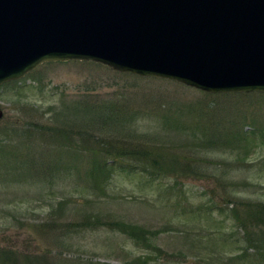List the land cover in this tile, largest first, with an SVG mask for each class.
Returning a JSON list of instances; mask_svg holds the SVG:
<instances>
[{
    "label": "rangeland",
    "instance_id": "obj_1",
    "mask_svg": "<svg viewBox=\"0 0 264 264\" xmlns=\"http://www.w3.org/2000/svg\"><path fill=\"white\" fill-rule=\"evenodd\" d=\"M0 110V250L47 264H136L141 247L100 224L120 221L148 231L161 250L148 264H264L257 254L238 258L243 229L229 218L221 225L212 209L264 204V94L209 95L71 61L1 85ZM102 140L138 161L110 169L96 150ZM95 159L107 171H95L99 191ZM60 162L78 175L63 176Z\"/></svg>",
    "mask_w": 264,
    "mask_h": 264
},
{
    "label": "water",
    "instance_id": "obj_2",
    "mask_svg": "<svg viewBox=\"0 0 264 264\" xmlns=\"http://www.w3.org/2000/svg\"><path fill=\"white\" fill-rule=\"evenodd\" d=\"M71 61L264 94V0H0V86Z\"/></svg>",
    "mask_w": 264,
    "mask_h": 264
},
{
    "label": "trees",
    "instance_id": "obj_3",
    "mask_svg": "<svg viewBox=\"0 0 264 264\" xmlns=\"http://www.w3.org/2000/svg\"><path fill=\"white\" fill-rule=\"evenodd\" d=\"M101 118V117H100ZM99 120V118H97V121ZM96 121V122H97ZM95 122V123H96ZM75 125V124H74ZM59 133L56 131V134H54L55 137V141H59ZM61 135L63 133H60ZM64 136V135H62ZM112 140V138H111ZM114 141V140H113ZM102 142V145H96V150L98 152V155H105L108 159L107 162H111V168H113V164L115 163L114 160L117 159H130V160H134V161H138L135 160L136 158H134L135 156V152L131 153V154H125L122 156H128L129 158H122V156L118 155L119 151V144L116 143L115 147L112 149L115 153L111 152V148L113 146H110L111 142L110 140L108 141H100ZM85 145H81V149L82 151H86L89 147L88 145V141L84 142ZM91 151L93 150V148H89ZM140 158L144 159V167L148 168L149 164L148 161L146 160L147 158V154L148 151H144V150H140ZM112 154H116L118 155L117 157H112ZM77 160V157H74ZM98 159V158H97ZM95 159L91 165H92V172L94 174H96V176L92 175L91 176V181H95L94 183H96V189L97 191H99L101 189V184H100V174L103 173L105 174L107 171L105 169H103L104 167H101L99 165V160ZM97 160V161H96ZM102 160V159H100ZM59 164V163H58ZM105 167L107 166L106 164H104ZM60 172L62 173L63 176H65L66 174L70 172H75L76 175H78V166L74 168H72V166H70L69 164L66 163H62L60 162ZM101 170V171H100ZM95 171H100L101 173H97ZM184 172V170H183ZM65 174V175H64ZM63 201L58 203V206L62 207L63 205ZM224 205H227L229 207V205H232L231 208H226L229 211V214L224 210H222L220 207L221 206H212V209L217 210V214L220 216H222L221 220H219L221 222V225L223 223L224 219H230V220H234V223L238 226H240V228L243 229L244 231V237L245 240L247 241L246 243V247L243 249H239L241 250V253L238 255V258L241 259H247L250 256H252L253 254H257V258L260 256L261 258L264 257V204L263 203H251V202H242V201H237L236 203H234L232 200H230L228 203L226 202ZM60 207V208H61ZM59 208V209H60ZM203 209L205 211V207L203 206ZM208 209V208H206ZM203 211V212H204ZM204 214V213H203ZM208 214H212V211L208 209ZM211 216V215H210ZM203 221H205L204 216H203ZM238 222V223H237ZM102 226L104 227H109V229L112 230H116L117 232H119L120 234L125 235L126 237H128L129 239H131L134 244H136V246L141 247V251L145 252V254L140 255L138 258L135 259V263L136 264H148V263H152L154 262V257L156 254H159L161 252V250L154 244L151 242V240L147 237V232L148 231H144L142 228H140L137 225H132V224H127V223H123L120 221H114L112 222H103L100 223ZM217 225V223L215 224V226ZM221 225L216 226V233H218V229L221 227ZM41 227L43 228V226L41 225ZM205 227V225H204ZM258 229L260 231V234L262 235L261 238H259V240H257L256 238H253L254 235L252 234V232H250V229ZM204 229V228H203ZM150 234V233H149ZM214 235V234H213ZM210 238V237H208ZM241 248V247H240ZM12 249V248H11ZM250 250H252V254L250 253ZM18 251L16 250H0V264H47L50 263L49 260H46L44 258H41L39 256H34L31 257L28 254L25 255L24 257L19 255ZM43 256V254H42ZM20 257L22 258V261H20ZM253 257V256H252ZM25 258V259H24ZM256 259V258H255ZM61 258H59L58 261H56L55 259L52 262H60ZM137 261V262H136ZM129 264V263H128Z\"/></svg>",
    "mask_w": 264,
    "mask_h": 264
}]
</instances>
